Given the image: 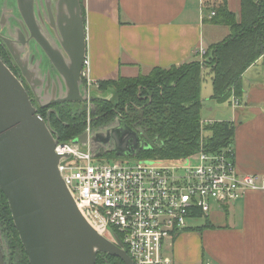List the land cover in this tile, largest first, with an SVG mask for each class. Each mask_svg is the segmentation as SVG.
I'll return each mask as SVG.
<instances>
[{"label": "water", "instance_id": "1", "mask_svg": "<svg viewBox=\"0 0 264 264\" xmlns=\"http://www.w3.org/2000/svg\"><path fill=\"white\" fill-rule=\"evenodd\" d=\"M86 37L81 0H0V40L38 101L0 56V188L30 264H96L99 253L133 264L118 235L112 229L113 238L100 234L75 201L58 169L69 155L55 151L60 135L38 112L49 108L50 115L58 103L84 109L89 99L94 106V100L109 98L84 84ZM32 40L36 60L35 51L26 53ZM116 122L84 131L74 142L92 150L113 142L106 151L117 156H137L153 146L142 130L120 117Z\"/></svg>", "mask_w": 264, "mask_h": 264}, {"label": "crops", "instance_id": "2", "mask_svg": "<svg viewBox=\"0 0 264 264\" xmlns=\"http://www.w3.org/2000/svg\"><path fill=\"white\" fill-rule=\"evenodd\" d=\"M82 1L87 76L95 84L190 62L200 48L230 34L228 26L204 20L213 10L207 0ZM227 4L240 13L241 0ZM242 81L240 104L233 106L231 96L228 102L234 108L224 120L235 125L233 147L240 172L264 175V56L244 72ZM170 241L163 250L171 264H264V193L249 191L219 210L212 209L202 225L189 227Z\"/></svg>", "mask_w": 264, "mask_h": 264}, {"label": "built area", "instance_id": "3", "mask_svg": "<svg viewBox=\"0 0 264 264\" xmlns=\"http://www.w3.org/2000/svg\"><path fill=\"white\" fill-rule=\"evenodd\" d=\"M205 53L199 49L200 56ZM88 65L86 56L83 77L90 91ZM238 104L233 95L232 105ZM215 121L202 119L201 127ZM81 147L74 139L59 140L55 151L69 155L59 162V172L96 230L106 235L112 229L133 264H171L165 242L188 229L189 219L208 216L213 203L226 206L249 191L264 193V175L241 173L233 145L213 151L202 140L188 156L137 162L123 156L95 162L99 151Z\"/></svg>", "mask_w": 264, "mask_h": 264}, {"label": "trees", "instance_id": "4", "mask_svg": "<svg viewBox=\"0 0 264 264\" xmlns=\"http://www.w3.org/2000/svg\"><path fill=\"white\" fill-rule=\"evenodd\" d=\"M212 11L215 14L204 20L228 26L230 34L211 44L203 61L198 52L197 58L180 65L154 67L149 73L135 77L119 76L98 81L101 90L113 88V97L94 100L92 127L104 126L120 117L131 128L142 130L154 141L151 148L139 151L137 155L146 159L173 160L188 156L200 148L202 140L213 151L233 145L235 125L232 121H215L201 127L203 73L207 69L212 74L210 98L228 100L233 95L242 96L244 72L264 56V0H241L239 14L230 10L227 0H222ZM50 107L56 112L48 115L49 108H39L38 112L45 119L49 117L52 128L62 141L75 139L86 131L84 109L73 108L68 103ZM105 153L117 156L113 150ZM100 154L104 153L101 151ZM0 212L9 218L20 242L7 197L1 189ZM21 248V264H30L22 245ZM96 264L125 263L120 258L99 253Z\"/></svg>", "mask_w": 264, "mask_h": 264}, {"label": "rangeland", "instance_id": "5", "mask_svg": "<svg viewBox=\"0 0 264 264\" xmlns=\"http://www.w3.org/2000/svg\"><path fill=\"white\" fill-rule=\"evenodd\" d=\"M208 1V3L210 2L211 3V8H213L214 7V5H219L220 4V2L219 3H217V1L218 0H207ZM207 33H208V30H207ZM86 34H87V32H86ZM207 50V49H206ZM200 60L201 61H203V57L202 56H200ZM139 74H145V73H142V72H140V73H138V75ZM204 75H203V80H202V88H201V95L205 98L204 99V105H203V109H202V119H206L208 116H214V117H216V119H218V120H224V119H226L227 118V116L230 114V111H231V109H232V105H230V103L229 102H231V100L230 99H228V100H221V101H218V102H214V100H210V98H209V96L207 97L206 96V94H211L212 92H213V87H212V74H211V72L209 71V70H207V69H204V73H203ZM86 85V84H85ZM100 84L97 82L96 84L94 83L93 85H92V87H91V89H90V91L89 92H92V94H94V95H96L97 97H109L108 99H111L112 97H113V88L112 87H110V88H108L107 90H101L100 89V86H99ZM108 91V93H106ZM111 97V98H110ZM210 101H213V102H210ZM216 101V100H215ZM229 101V102H228ZM91 104H92V101L89 99L88 100V104H87V106L85 105V107H83L84 108V110L86 111L85 113H86V121H87V128H86V131H88V132H91V131H95V130H98V129H101V128H103V127H106V126H108V125H112V124H114V123H117L116 122V119L117 118H119V117H117V118H115L113 121H111V122H109L108 124H106V125H104V126H100V127H92V125H91V121H92V111L91 112H89V107L91 108V107H93V106H91ZM68 105H70V106H72L73 108H79L80 109V104H75V103H68ZM210 107H213L214 109H215V111H211L210 110ZM82 108V107H81ZM234 108V107H233ZM87 109V110H86ZM93 109V108H92ZM217 109H220V111H218L217 112ZM81 110V109H80ZM214 113H216V115H217V113H218V115L217 116H215V115H213ZM138 130H140V129H138ZM204 134V133H203ZM205 136V135H204ZM104 145H107V144H104ZM111 147H113V142L111 143V144H109V145H107V147L105 148V150L107 149V148H111ZM81 148H83V149H87V147H84V146H82ZM97 151H99V153L102 151V153H104V154H98L96 157H94V161L95 162H98V161H113V160H115V158L116 157H118V156H116V157H113V156H109V155H107L105 152L106 151H104L102 148H101V146H99L98 147V150ZM125 159H127V160H129V161H131V162H137L138 160H140L141 159V157H139V156H123ZM212 209L213 210H219V206H218V204H216V203H213V206H212ZM205 222V217H199V218H195V219H189L188 221H187V225H188V227H191V228H193V227H196V226H198V225H202V223H204ZM197 229V228H196ZM193 230H195V229H193ZM106 236L107 237H110V238H113L112 237V234L110 233V232H108L107 234H106ZM170 240H167L166 242H165V244L168 242V243H171V241L169 242Z\"/></svg>", "mask_w": 264, "mask_h": 264}, {"label": "flooded vegetation", "instance_id": "6", "mask_svg": "<svg viewBox=\"0 0 264 264\" xmlns=\"http://www.w3.org/2000/svg\"><path fill=\"white\" fill-rule=\"evenodd\" d=\"M33 44H35L34 40H32L30 42V44L26 45V47H28L26 49V53L31 54L32 51H35V60H36V57L38 56V52H37V50H34ZM23 45L24 44H22V46ZM32 46H33V48H32ZM0 56L10 66V68L13 70V72L15 74H17L23 78V83H24L26 89L28 90V92H29V94L33 100V103L35 105H38V101H37V98H36L34 91L32 90L29 82L25 79L21 68L16 63L12 54L8 51L6 44L2 40H0ZM31 56H34V53H32ZM83 81H84V84H86V80L84 79V77H83ZM92 108L93 107L90 108V112H91ZM100 146L104 151H106L105 148L107 147V145H100ZM9 208H10V206H9ZM11 215H12V213H11ZM13 225H14L15 229L17 230L15 223H14V220H13ZM17 232H18V230H17ZM18 238L20 239L19 232H18ZM21 245H22L23 249L25 250V247H24L21 239L19 242L17 240V238L15 237V233L13 231L11 221L9 220L8 217L4 216V214L0 212V264H21L23 261V251L21 250L22 249ZM25 252H26V250H25ZM111 256H113V255H111ZM114 257H116V256H114Z\"/></svg>", "mask_w": 264, "mask_h": 264}]
</instances>
